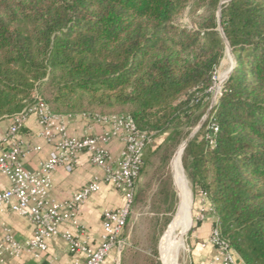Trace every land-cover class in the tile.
I'll return each mask as SVG.
<instances>
[{
  "label": "trees",
  "instance_id": "trees-1",
  "mask_svg": "<svg viewBox=\"0 0 264 264\" xmlns=\"http://www.w3.org/2000/svg\"><path fill=\"white\" fill-rule=\"evenodd\" d=\"M227 47L234 65L181 161L220 237L264 264V0H0V119L37 91L52 113L124 114L167 141L198 121ZM160 160L148 178L165 182Z\"/></svg>",
  "mask_w": 264,
  "mask_h": 264
},
{
  "label": "built area",
  "instance_id": "built-area-1",
  "mask_svg": "<svg viewBox=\"0 0 264 264\" xmlns=\"http://www.w3.org/2000/svg\"><path fill=\"white\" fill-rule=\"evenodd\" d=\"M216 74L217 70L212 76V85L207 89L212 94V105L222 93L221 84L224 80ZM199 99L200 94L195 93L192 101L197 103ZM31 115L36 117L40 127L38 137L52 147L50 155L34 169L26 168L23 160L31 152L39 151L41 146L18 138L19 130ZM82 116L104 125L103 129L96 134L85 131L81 137L69 134L65 115L52 113L35 93L29 104L9 116V127L0 133V173L9 181V187L0 191V264H6L7 258L20 257L24 253L40 258L48 250V242H55L58 238L65 242L69 252L81 256L74 264H104L112 252L116 257L120 256L126 244L122 233L131 212L136 182L144 165V152L153 139L138 130L128 115ZM212 130L215 132L216 128L212 127ZM114 139L122 143L116 154L107 148V144ZM83 153L91 164L102 170V176H94L70 197L54 200L50 196L53 172L60 166L68 171L73 170L79 155ZM104 183L117 189L124 201L120 207L102 210V233L99 244L93 248L78 212L90 195L98 192ZM7 210L24 217L33 226L30 237L24 241L17 240L3 220ZM209 212L214 225L208 239L201 242L200 246L210 245L214 253L206 264H244L239 254L220 237L211 207ZM203 218V214L196 217L197 220ZM63 225L73 228V231L61 229ZM40 264L58 263L53 257Z\"/></svg>",
  "mask_w": 264,
  "mask_h": 264
},
{
  "label": "crops",
  "instance_id": "crops-1",
  "mask_svg": "<svg viewBox=\"0 0 264 264\" xmlns=\"http://www.w3.org/2000/svg\"><path fill=\"white\" fill-rule=\"evenodd\" d=\"M65 118L68 121L69 134L77 137H81L85 131L96 134L104 127V125L82 115L65 116ZM10 123L11 118L9 116L0 119V133L6 131ZM39 130L40 127L36 117L31 115L18 132L19 139L41 146L39 151L31 152L24 158L23 164L28 169L36 168L38 163L46 159L52 151V147L42 138L38 137ZM121 147L122 143L115 139L107 144V148L113 154H116ZM94 176H102V170L91 164L86 154H80L73 170L68 171L63 166H60L53 172L50 196L58 201L66 199L78 191L84 184L92 180ZM8 187V179L0 173V191ZM123 201V196L117 189L111 184L104 183L101 189L91 194L80 207L78 216L81 223L86 227L91 247L95 248L99 244V236L102 233V210L104 208L120 207ZM210 207L208 201L200 196V203L196 209L195 218L199 214H203L204 218L202 220L195 219L196 224L189 238L190 246L192 247L189 263L206 264L214 253L212 246H200L201 242L208 239L212 228L213 218L209 212ZM3 220L12 229L19 241H24L33 233V226L18 214L7 210L3 214ZM66 228L73 231L71 227H67L66 225L61 226V229ZM113 254L115 253L112 252L106 257L104 264H111ZM53 257L56 258L58 264H74L75 260L81 259L80 255L69 252L65 242L61 238H58L55 242H48V250L40 258H34L30 253H24L20 257L7 258L6 264H40L43 260Z\"/></svg>",
  "mask_w": 264,
  "mask_h": 264
},
{
  "label": "rangeland",
  "instance_id": "rangeland-1",
  "mask_svg": "<svg viewBox=\"0 0 264 264\" xmlns=\"http://www.w3.org/2000/svg\"><path fill=\"white\" fill-rule=\"evenodd\" d=\"M181 21L185 23L187 22V19L183 18ZM232 65L233 62L231 54L228 50H226L224 57L217 68L216 74V76L221 79L224 78L221 84L222 86L226 80L227 72ZM34 93L40 96L37 91ZM212 99V94L209 93V96L199 104L200 106H198L196 111V116H199L198 121L192 122V124L189 125L186 124L181 126L178 137L174 135L169 140L164 141L166 135L163 134L153 139L150 145V154L154 155H151L149 160L150 163L160 165V155L167 156L168 163L163 167L165 170V182L163 178L161 179L155 176L149 179L148 175L151 172L152 166H150V163L146 166L145 163L144 170L141 172L137 182V189L140 187L145 188L144 197L131 209L127 224L122 233V237L125 238L126 244L119 257H116L115 254L112 255L111 264H164L159 255V244L161 237L171 222L178 205V195L173 183L171 163L179 146L197 127L201 118L208 111ZM148 149L149 147L145 151V156L147 155ZM183 171L191 191L192 206L188 224L184 233V247L181 248L178 255V264H189V260L191 259L190 251L192 249L189 238L196 224L195 214L198 204L200 203V196L193 194L190 181L184 168ZM162 189L174 192L175 198H166L161 193ZM154 246L156 254H154L153 251Z\"/></svg>",
  "mask_w": 264,
  "mask_h": 264
},
{
  "label": "bare ground",
  "instance_id": "bare-ground-1",
  "mask_svg": "<svg viewBox=\"0 0 264 264\" xmlns=\"http://www.w3.org/2000/svg\"><path fill=\"white\" fill-rule=\"evenodd\" d=\"M182 153V145H180L171 163V173L178 195V205L159 244V255L164 264H178V255L181 248L184 247V233L192 206L191 191L182 168Z\"/></svg>",
  "mask_w": 264,
  "mask_h": 264
},
{
  "label": "water",
  "instance_id": "water-1",
  "mask_svg": "<svg viewBox=\"0 0 264 264\" xmlns=\"http://www.w3.org/2000/svg\"><path fill=\"white\" fill-rule=\"evenodd\" d=\"M227 50L230 52V54H231V57H232V62H233V65H234V59H233V55H232V53H231V51H230V49L227 47ZM232 65V66H233ZM232 66L230 67V69H229V71L227 72V77H228V75H229V73H230V71H231V69H232ZM226 77V78H227ZM211 107H212V103L210 104V106H209V109H208V111L206 112V114L201 118V120L199 121V123H198V125H197V127L184 139V141L182 142V151L184 150V148H185V146H186V144H187V142L193 137V135L195 134V132L200 128V126H201V124L203 123V121L205 120V118L207 117V115H208V113H209V111H210V109H211Z\"/></svg>",
  "mask_w": 264,
  "mask_h": 264
}]
</instances>
